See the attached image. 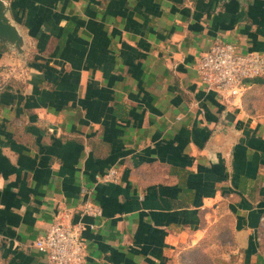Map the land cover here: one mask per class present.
Wrapping results in <instances>:
<instances>
[{
    "label": "crops",
    "instance_id": "1",
    "mask_svg": "<svg viewBox=\"0 0 264 264\" xmlns=\"http://www.w3.org/2000/svg\"><path fill=\"white\" fill-rule=\"evenodd\" d=\"M3 1L0 264H46L83 200L82 264H264V78L226 103L196 71L215 40L264 53V0Z\"/></svg>",
    "mask_w": 264,
    "mask_h": 264
},
{
    "label": "built area",
    "instance_id": "2",
    "mask_svg": "<svg viewBox=\"0 0 264 264\" xmlns=\"http://www.w3.org/2000/svg\"><path fill=\"white\" fill-rule=\"evenodd\" d=\"M196 71L207 88L230 103L243 94L251 80L264 78V53L240 52L230 42L215 40L197 60ZM96 177L99 181H116L118 171L110 167ZM100 213L96 204L89 200L80 201L54 219L46 231L33 241V246L45 255L46 264H82L85 255L82 232L85 225L79 220L73 221L72 217L74 214L95 217Z\"/></svg>",
    "mask_w": 264,
    "mask_h": 264
},
{
    "label": "water",
    "instance_id": "3",
    "mask_svg": "<svg viewBox=\"0 0 264 264\" xmlns=\"http://www.w3.org/2000/svg\"><path fill=\"white\" fill-rule=\"evenodd\" d=\"M22 39V35L8 15L7 5L0 0V40L20 51L23 44Z\"/></svg>",
    "mask_w": 264,
    "mask_h": 264
},
{
    "label": "rangeland",
    "instance_id": "4",
    "mask_svg": "<svg viewBox=\"0 0 264 264\" xmlns=\"http://www.w3.org/2000/svg\"><path fill=\"white\" fill-rule=\"evenodd\" d=\"M261 107H264V106H261Z\"/></svg>",
    "mask_w": 264,
    "mask_h": 264
}]
</instances>
